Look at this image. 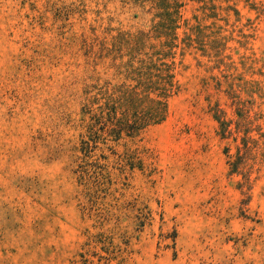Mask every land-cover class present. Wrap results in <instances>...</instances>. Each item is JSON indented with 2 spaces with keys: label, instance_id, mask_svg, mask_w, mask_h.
Wrapping results in <instances>:
<instances>
[{
  "label": "rangeland",
  "instance_id": "374dc122",
  "mask_svg": "<svg viewBox=\"0 0 264 264\" xmlns=\"http://www.w3.org/2000/svg\"><path fill=\"white\" fill-rule=\"evenodd\" d=\"M0 264H264V0H0Z\"/></svg>",
  "mask_w": 264,
  "mask_h": 264
},
{
  "label": "trees",
  "instance_id": "16d2710c",
  "mask_svg": "<svg viewBox=\"0 0 264 264\" xmlns=\"http://www.w3.org/2000/svg\"><path fill=\"white\" fill-rule=\"evenodd\" d=\"M157 77H159L160 79H161V81H160V83L158 82V84L161 86V84H162V87H157V90H160V93L158 94V96H160V97H165V96H167L166 94L167 93H165L166 91H170V87H169V89H167L166 87H163L164 85H166V83L168 84V85H170V86H172V84L171 83H169V81H165V79H163L162 78V76H157ZM163 90H166V91H163ZM158 104L159 105H161L162 104V101L161 100H159L158 101ZM225 126H223V130L225 131Z\"/></svg>",
  "mask_w": 264,
  "mask_h": 264
}]
</instances>
